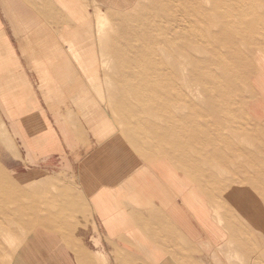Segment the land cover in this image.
Wrapping results in <instances>:
<instances>
[{
  "label": "rangeland",
  "instance_id": "obj_1",
  "mask_svg": "<svg viewBox=\"0 0 264 264\" xmlns=\"http://www.w3.org/2000/svg\"><path fill=\"white\" fill-rule=\"evenodd\" d=\"M78 3L98 67L93 78L83 71L90 85L18 91L27 95L22 105L37 103L21 114L81 111L90 121L111 122L108 136L134 156L189 152L193 173L223 183L226 219L215 226L226 232L196 244L187 264H264V122L249 110L264 75V0ZM73 96L89 101L53 103ZM18 118L0 100V264H13L44 222L39 213H46L48 195L63 185L57 168L37 170L32 177L43 180L29 182V163L38 159L23 158ZM242 201L244 208L255 205L256 218L241 210ZM95 262L114 264L101 253Z\"/></svg>",
  "mask_w": 264,
  "mask_h": 264
},
{
  "label": "crops",
  "instance_id": "obj_2",
  "mask_svg": "<svg viewBox=\"0 0 264 264\" xmlns=\"http://www.w3.org/2000/svg\"><path fill=\"white\" fill-rule=\"evenodd\" d=\"M97 1L121 7L128 0ZM79 6L78 0H0V100L19 117L23 158L38 159L29 163V182L43 180L32 177L35 171L56 168L63 182L48 195L46 213H39L44 222L33 225L13 264H96L100 253L114 264H187L196 244L225 237V226L222 232L215 226L226 219L222 181L209 184L193 173L189 152L132 155L108 136L113 124L105 118L93 122L85 112L64 110L21 114L37 103L22 105L27 95L18 91L90 85L83 71L93 78L98 67ZM256 83L249 110L264 122V75ZM64 98L53 103L89 101ZM237 205L256 218L255 205Z\"/></svg>",
  "mask_w": 264,
  "mask_h": 264
},
{
  "label": "bare ground",
  "instance_id": "obj_3",
  "mask_svg": "<svg viewBox=\"0 0 264 264\" xmlns=\"http://www.w3.org/2000/svg\"><path fill=\"white\" fill-rule=\"evenodd\" d=\"M90 5H91V4H90ZM71 9H72V8H71ZM74 13H75V12H74ZM76 13H77V12H76ZM77 14H78V13H77ZM84 17H85V16H84ZM75 18H76V17H75ZM79 19H80V18H79ZM81 22H82V21H81ZM91 25H92V24H91ZM139 38L141 39L142 36L139 37ZM142 42L145 43V41H143V40H142ZM146 43H147V42H146ZM142 46H143V45H142ZM134 50H135V49H134ZM119 51H120V50H119ZM131 51H132V50H131ZM121 53H122V52H121ZM124 53H125V52H124ZM127 53H128V52H127ZM127 53H126V54H127ZM133 54H134V53H133ZM141 54H143V52H142ZM121 55H123V54H121ZM138 55H140V54H138ZM121 57L123 58V56H121ZM127 57H128V56H127ZM128 58H129V57H128ZM133 58H134V57H133ZM133 58H132V59H133ZM138 58H139V56H138ZM125 66H126V65H125ZM128 66H129V65H128ZM128 66H126V67H128ZM130 66H131V65H130ZM146 76H147V75H146ZM149 77H150V76H149ZM149 77H148V78H149ZM7 110H8V109H7ZM40 129L42 130V128H40ZM43 129H44V128H43ZM7 199H8V198H7Z\"/></svg>",
  "mask_w": 264,
  "mask_h": 264
}]
</instances>
